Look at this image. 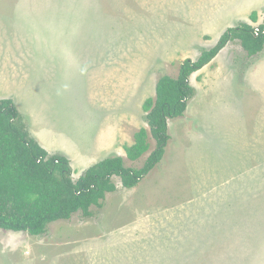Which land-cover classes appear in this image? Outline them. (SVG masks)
Listing matches in <instances>:
<instances>
[{"label": "rangeland", "instance_id": "1", "mask_svg": "<svg viewBox=\"0 0 264 264\" xmlns=\"http://www.w3.org/2000/svg\"><path fill=\"white\" fill-rule=\"evenodd\" d=\"M263 2L0 0V98L14 100L31 135L42 140L51 154L71 159L75 181L94 163L116 155L124 157L127 167L139 169L156 147L151 135L150 150L138 161H129L124 148L134 144L141 128L150 131L143 105L155 99L158 79L176 78L185 60L197 61L218 44L227 29L241 23L258 29L264 22ZM16 7L29 13L27 29L15 27L26 21L15 15ZM167 33L174 39L175 56L167 55L166 47H173L170 38L166 41ZM201 71L190 77L194 95L188 110L169 120L168 129L179 131L190 121L198 131L209 114L218 122L220 132L212 146L221 157L215 172L231 174V181L237 179L236 190L225 184L221 197L214 190L215 205L223 200L216 213L221 218V244L205 246V254L178 244H150L149 235L143 237L139 229L127 228L135 223L129 220L134 217V194L126 197L120 178L115 177L117 191L107 194L102 208L91 209L93 218L77 213L70 221L51 224L40 237L0 229V264H264L240 259L248 248L261 247L241 239L253 236L249 226H255L259 211L264 210L259 208L264 194V50L249 56L239 42L231 41ZM214 82L227 88L228 96L221 92L223 97H219ZM170 142L171 148L180 145L171 155L179 157L183 142L174 134L166 152ZM185 144L187 159L192 161L188 141ZM211 157H215L212 151ZM194 160L198 170V152ZM189 173L188 163L177 162L161 185L151 184L170 195L171 209L194 199ZM157 174L163 178L165 172ZM149 176L142 181L149 184ZM222 190L235 196L226 201ZM251 190L261 197L256 198ZM125 200L128 204L123 209ZM233 223L237 228L230 227ZM127 229L133 238L125 236ZM170 230L189 235L183 229ZM257 232L264 236V223ZM168 237L165 232L157 240L168 242ZM202 256L220 260L204 261Z\"/></svg>", "mask_w": 264, "mask_h": 264}, {"label": "trees", "instance_id": "2", "mask_svg": "<svg viewBox=\"0 0 264 264\" xmlns=\"http://www.w3.org/2000/svg\"><path fill=\"white\" fill-rule=\"evenodd\" d=\"M252 20H257V14ZM258 29L259 35L246 23L228 29L197 61L185 60L176 78L162 76L158 80L155 99H147L143 105L150 131L141 128L134 144L124 148L129 161H138L150 150L151 135L156 147L139 169L127 167L124 157L116 155L90 166L75 181L70 159L49 153L31 135L14 100L0 98V229L40 237L51 224L70 221L77 213L93 218L91 209L102 208L107 194L117 191L115 177L125 189L137 187L165 155L169 120L182 117L193 98L191 75L212 62L231 41H240L249 56L260 54L264 22Z\"/></svg>", "mask_w": 264, "mask_h": 264}, {"label": "crops", "instance_id": "3", "mask_svg": "<svg viewBox=\"0 0 264 264\" xmlns=\"http://www.w3.org/2000/svg\"><path fill=\"white\" fill-rule=\"evenodd\" d=\"M259 5L257 7H259ZM21 9H24V8H21ZM253 9H251V11ZM15 11H16L15 15H20L22 18L24 17L26 19V21L24 20V25H18L15 27L20 29V27L23 28L24 26L25 29H27L28 22L30 21L29 13H22V11L18 7H16ZM199 17H201V15H199ZM169 38L171 39L173 47L171 48L166 47V49H168L167 55L175 56L176 47L173 42L174 39L173 37H170L169 34L167 33L166 41ZM237 42H239L241 45L240 41H237ZM229 49L230 48L226 49L227 52ZM200 72L202 71L200 70ZM164 76H167V75H164ZM214 86H217V82L216 83L214 82ZM217 89H218L217 95L219 97H223L221 92H223L226 96H228L227 88L221 89L219 88V86H217ZM211 93H212V89L210 91V94ZM194 112L199 113L201 111L199 112L194 111ZM224 113H227V111ZM217 115H219L218 112H217ZM209 116H210L209 119L204 120L199 124L198 131H196V126L194 127V130L191 128L190 125L192 124L190 121L187 122L189 126H187L186 123H184V125L181 126V129L179 131L172 130L173 133H170L169 131L170 138L173 137L174 134H176L177 140H179V142L180 141L183 142L182 154L179 157H171L172 154L175 155V153L178 152V151H175V149L179 148L180 145L179 147H175V144H174V146L171 148V142H170L167 152L165 151V155L162 159L163 162L161 161L162 163L160 162L161 164L159 163L160 165L158 164L159 166L157 165L155 169L150 173L151 176L148 177V178L151 177V182L147 184L146 182L141 181L143 183H140L136 188L125 189L126 190L125 193L127 195L126 197L130 196V194L132 193L134 194V199H133L134 202L131 208V211L134 213V217H130V218L128 217V218L130 222L135 220V223L127 228H131L135 230L139 229L138 232L142 231L141 234H143V237H146V236L148 237L149 235L150 238H147V239L150 240L149 242L150 244H153V245L169 244V245H174V246H176L175 244H178L180 245L178 247H182L183 249L189 248L190 251H194L196 252V254H205V249H206L205 246L221 244V233L219 232V230L221 229V218L219 216L218 218H216V213H219L223 200L219 199L217 204L215 205L214 190L216 189L219 191L218 195L220 197L222 196L220 189H222V187L225 184L227 188H230L233 186L234 189L236 190L237 179L233 178V180L231 181L230 179V177L232 176L231 174L227 175L226 173L222 174L221 172H215L217 159L220 158L221 156L217 154V152L214 150L212 145L215 143L213 141L214 138H217L215 135L216 134L218 135L219 125H218L217 120H215L214 115L209 114ZM191 130H193V132H191ZM178 135H179V139H178ZM36 139L49 152L48 146L42 140L40 142L38 138ZM119 140L120 142L125 144V139L123 137L122 138L119 137ZM228 140H230V143H231V138H229ZM186 141H188V151L190 153L189 158H190L191 153H193L192 161L187 159V156H186V151H187V147L185 144ZM107 143H111V142L107 141ZM180 144L182 143L180 142ZM191 144H193L192 148H190ZM211 151L215 156L214 159H212L211 157ZM195 152H198L200 156V166L198 170H197V166L194 160ZM60 155H64L68 157L65 154H60ZM177 162L178 164L180 162H183L184 164L186 163L189 164V171H191V173H189V177L191 181L188 187L191 190V192H193L194 199L189 200L187 203H182L175 209H171L173 207L171 205L173 204L174 201H171L170 195H167L164 192H162L161 188L157 186L161 185L162 179L168 177L167 174L171 170H173V166ZM162 171L165 172V175L163 176V178H160L157 173L162 172ZM180 171H182V169L179 170L178 172L180 173ZM192 171H194L193 174H192ZM233 181H234L233 185L228 184L229 182H233ZM244 181L248 182L249 178H247L246 180L244 179ZM156 182H158L157 186L151 185V184H155ZM128 190H131L130 193H127ZM222 192H224L226 196L224 197L226 198V201H227V198L228 200L231 201V197L235 196L234 193L227 194L225 190H222ZM251 194H253L256 198L261 197V195L255 194L252 190H251ZM261 201H262V204L259 208L264 207L263 205L264 194L261 197ZM119 203H121V199L119 200ZM127 204H128V201L125 200V203L123 204V209ZM236 204L237 203H234V205ZM251 206L252 204L250 205V207ZM259 214L260 215H259V218H257V223L255 224V226L253 224H250L249 226L254 229L253 236L252 237L242 236L243 238L241 240L246 239L247 242H251L252 240L253 241L252 244L260 245L261 247L260 248L253 247L252 249L248 248L247 250H245V256H242L240 258L245 261H253V262L254 260L264 261V247H263L264 246V236H260L259 232H257V227L260 224L264 223V210L259 211ZM230 227L237 228V224L233 223L231 224ZM141 228H144V229H141ZM171 228L172 230L173 229H183V234H189V235H183V236L175 235L171 232L170 230ZM162 229L166 231H163ZM165 232H166L167 237L170 236L168 237L169 239L168 242L157 240L158 238H161L163 234H165ZM135 233L136 232H134V234ZM125 236L129 239L133 238L132 235L130 234L129 229H127V231L125 232ZM202 257L204 261H209L211 259L212 261H215L216 259L212 257L210 258V256L208 258H205L204 256ZM196 258H199V257H196ZM217 260H220V258L216 259V261ZM197 264H202V263L197 262Z\"/></svg>", "mask_w": 264, "mask_h": 264}, {"label": "built area", "instance_id": "4", "mask_svg": "<svg viewBox=\"0 0 264 264\" xmlns=\"http://www.w3.org/2000/svg\"><path fill=\"white\" fill-rule=\"evenodd\" d=\"M258 33H259V29H256V34L259 35Z\"/></svg>", "mask_w": 264, "mask_h": 264}]
</instances>
